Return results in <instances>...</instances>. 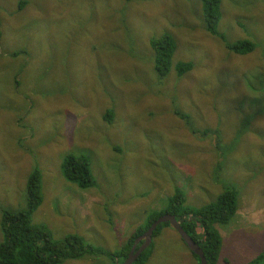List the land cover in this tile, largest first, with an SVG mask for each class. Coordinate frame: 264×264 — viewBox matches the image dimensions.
I'll return each instance as SVG.
<instances>
[{
	"label": "rangeland",
	"instance_id": "rangeland-1",
	"mask_svg": "<svg viewBox=\"0 0 264 264\" xmlns=\"http://www.w3.org/2000/svg\"><path fill=\"white\" fill-rule=\"evenodd\" d=\"M199 9V0H0V206L24 207L38 167L43 200L32 220L53 239L76 233L114 252L174 185L194 207L233 185L239 207L219 229L218 264L263 251L264 0L221 5L219 31L251 40L246 54L203 30ZM161 31L176 41L164 77L142 47ZM178 61L193 66L179 75ZM67 152L88 155L93 187L59 173ZM153 239L144 264H190L170 225ZM89 263L113 264L106 253L60 264Z\"/></svg>",
	"mask_w": 264,
	"mask_h": 264
},
{
	"label": "trees",
	"instance_id": "trees-1",
	"mask_svg": "<svg viewBox=\"0 0 264 264\" xmlns=\"http://www.w3.org/2000/svg\"><path fill=\"white\" fill-rule=\"evenodd\" d=\"M199 2L200 9L197 17L201 18L203 30L219 37L228 51L233 54H246L253 51L255 45L251 40L238 39L230 42L219 31L218 24L222 17L223 0H199ZM22 4L23 1L20 2V7ZM190 26L193 25L190 24ZM190 26H185V29L190 31ZM155 35L148 40L146 38L147 43H143L142 47H145L144 51L153 57V66L157 75L164 77L172 67L176 41L169 31H161ZM70 57L74 58V55ZM192 66L190 61H178L173 67L177 74L181 75L189 71ZM113 113V108H109L105 118L110 119V116L113 117ZM175 113L185 119L187 123L190 122L187 114L181 111ZM154 139L159 140V136L155 135ZM16 142L18 145H24L20 139H17ZM87 156L67 152L60 163L59 173L62 177L67 182L76 183L82 189L93 187L95 184L90 170V160ZM232 186L223 188L216 200L194 207L185 204L183 190L178 185H174L173 194L168 196L167 204L163 209L150 213L144 224L128 236L122 248L114 252H105L86 244L83 238L76 233H69L60 239H53L45 223H36L32 220L34 211L43 200L42 173L38 167H34L26 180L24 207L0 206V264H60L66 259L81 258L87 253H106L113 264H122L128 256L134 240L143 234L157 217L167 213L174 215L187 234L202 248L207 264H218L222 241L219 228H222V225L226 227L232 221L239 207L238 192ZM167 225L170 224L157 225L152 238L157 236L161 229ZM152 243L153 241L131 264H144L149 256ZM140 244L141 242L136 245L135 251ZM192 255L197 264H200L199 258L194 253ZM246 264H264V250Z\"/></svg>",
	"mask_w": 264,
	"mask_h": 264
},
{
	"label": "water",
	"instance_id": "water-1",
	"mask_svg": "<svg viewBox=\"0 0 264 264\" xmlns=\"http://www.w3.org/2000/svg\"><path fill=\"white\" fill-rule=\"evenodd\" d=\"M161 223H168L170 226L179 234V236L184 241L185 245L190 252L194 253L198 258L200 264H207L206 258L204 256L202 248L194 241V239L187 234V232L182 228L179 221L172 214H163L156 218L149 227L138 236L131 246L128 256L125 258L122 264H131L132 261L145 249L152 241V234L157 225ZM142 240V241H141ZM141 242L138 249L135 251L136 245Z\"/></svg>",
	"mask_w": 264,
	"mask_h": 264
},
{
	"label": "crops",
	"instance_id": "crops-1",
	"mask_svg": "<svg viewBox=\"0 0 264 264\" xmlns=\"http://www.w3.org/2000/svg\"><path fill=\"white\" fill-rule=\"evenodd\" d=\"M238 210V209H237ZM237 212V211H236ZM165 227V226H164ZM220 229V228H219ZM220 232V231H219ZM221 237L223 238V236L221 235ZM154 240V239H153ZM152 240V241H153ZM187 249V248H186ZM188 252L190 253L189 257L187 258V261H189L190 264H197L196 259L194 258V256L192 255V253L189 251V249H187ZM187 254V253H186ZM220 258V255H219ZM219 260V259H218Z\"/></svg>",
	"mask_w": 264,
	"mask_h": 264
},
{
	"label": "clouds",
	"instance_id": "clouds-1",
	"mask_svg": "<svg viewBox=\"0 0 264 264\" xmlns=\"http://www.w3.org/2000/svg\"><path fill=\"white\" fill-rule=\"evenodd\" d=\"M152 240H153V238H152ZM152 242V241H151ZM151 244V243H150Z\"/></svg>",
	"mask_w": 264,
	"mask_h": 264
}]
</instances>
